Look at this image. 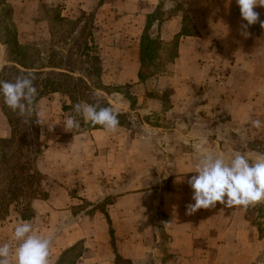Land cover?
<instances>
[{"label": "crops", "instance_id": "crops-1", "mask_svg": "<svg viewBox=\"0 0 264 264\" xmlns=\"http://www.w3.org/2000/svg\"><path fill=\"white\" fill-rule=\"evenodd\" d=\"M40 1L35 0L36 8ZM58 1L63 6L62 17H71L72 10L75 12L76 9L87 11L91 7L98 8L95 20L105 30L98 43L103 62L102 81L130 85L133 96L140 105L133 110L130 102L118 103L114 111L136 112L141 117L151 118L157 114L170 113L172 120H175L176 129L169 134L172 136L171 141L161 143L160 146L162 152L167 151L166 154L162 153L159 157L162 159L155 163H149L165 166L166 171L171 173L169 182L180 183L177 189L167 192L164 204L161 205V210L165 213L161 235H155L153 244L142 243L141 246L139 243H130L132 241H121L113 231L110 213L105 211L103 216L107 223V243L111 245L112 253L103 264H121L118 262L121 259H127L131 263L138 261L140 248L144 251L143 255L153 261L156 254L152 246L157 248L154 245L157 239L160 246L164 247L160 254L168 255L170 260L179 264H251L259 260L264 236L259 235V226L252 225L247 220L246 211L240 207L225 208L218 202L213 209H200L188 216L186 205L194 203L191 199L192 189L187 183L191 176L196 175L194 168L200 155L194 145L206 140L204 147L214 155L222 156L225 162L235 153L245 155L250 162L262 156L252 149L232 145L224 147L214 136L217 138L218 132L224 133L218 127L220 118L226 119L228 129L238 133L240 127L258 117L259 110L264 111V29L259 23L264 21V8H254L259 13V20L245 30L241 25H246L247 21L242 20L235 0H181V8L178 10V0ZM2 2L0 0V9L7 0ZM150 29L154 34L148 33ZM245 31L247 35L244 34ZM145 32L149 38L161 41L165 50L175 44L171 58L163 65L165 73L157 79H149L157 82L146 80L141 83L143 81L138 78L141 65L140 44ZM4 51L5 46L0 42V70L4 65ZM166 89L172 91L168 96L169 102L163 100L162 93ZM43 99L40 98L37 104H41ZM164 102L168 103L166 109L163 107ZM125 135L126 131L120 125L113 133L91 129L72 134L65 131L59 122L51 130L40 128L39 141L43 151L38 158L41 157L42 160L48 152L52 163L48 170L44 168L40 171L37 159V169L44 176H51L56 180L66 176V180L71 181L74 161L67 159L62 162L56 157L61 154L63 147L71 148L74 142L81 141L87 147L89 158L98 151V158L91 159L93 164L98 163L101 168H105L101 170L110 173L107 175L111 178L109 181L114 183L113 186L119 187L118 184L122 183L120 173L125 165L116 153L121 154L122 136ZM9 137V124L3 114V117L0 116V140ZM87 139L88 143H84ZM109 153L115 155L111 158ZM128 165L132 167L134 164L130 162ZM108 168L119 171H108ZM115 195L113 203L109 205L112 214L139 215L137 193ZM71 200L67 190L57 186L46 200H34L31 207L36 215L40 207L49 204L55 207H52L50 213L61 216L69 213V209H62L73 205ZM152 213L154 215L155 212ZM36 218L33 217L32 221ZM9 219L12 222L7 220L0 223V234L2 231L7 235L0 236V245L8 243L15 249L17 242L13 239L14 229L28 220H22L18 216H11ZM151 220L146 225V230L154 229V221L151 223ZM32 221L29 222L35 234L42 236L48 231L52 241L50 248L57 251L51 259L52 264H57L65 250L74 248L77 243V240H71L72 235L58 238L57 230L61 224L50 222L38 225L35 224L36 221ZM117 223L122 224L119 220ZM115 229L118 230L117 227Z\"/></svg>", "mask_w": 264, "mask_h": 264}, {"label": "rangeland", "instance_id": "rangeland-1", "mask_svg": "<svg viewBox=\"0 0 264 264\" xmlns=\"http://www.w3.org/2000/svg\"><path fill=\"white\" fill-rule=\"evenodd\" d=\"M2 1V3H5V0ZM178 3L180 5L182 1L178 0ZM180 8L181 5L180 7L177 6V10ZM62 10L63 6L58 0H41L38 8L35 6V0H7L5 6L0 9V42L2 43L9 40L14 36L13 33L19 31L20 35L18 42L23 46L24 51L28 52L34 49L42 59L40 61H35V58H32L35 64L38 62L47 64L50 61H54V63H59L63 65V67L74 70V76L82 74V69L90 68L91 65L96 67L91 71L92 75L90 76V80L91 85H97L100 89L85 94L84 99H81L80 96L76 94L74 96H77L79 100L71 104L68 96L61 93H51L41 97L44 98L41 104H37L38 101L35 104L36 114H39V119L43 123L39 124L40 128L50 130L49 125L53 127L56 122L64 126L63 122L66 118L75 116L80 123V128L74 129L72 134H78L77 131L84 128L86 124L82 116L74 112V105L77 103L83 102L103 107L104 102H107L108 107H111L113 110L116 104L123 102H130L133 110L139 108L140 105L137 104V99L133 96V90L130 85H117L113 82L102 81L103 62L101 59L102 57L99 55L98 43L105 30L102 25L96 22L98 8L91 7L87 11L76 9L75 12L72 10L71 17L70 15L68 17H62ZM82 14H85L84 18ZM60 18L65 21H61ZM83 25L84 30L81 34L80 27ZM148 33L154 34V31L150 29ZM84 35H86V39L90 36V44L94 46L92 54L89 55L92 59L83 58L79 55V53L82 52L81 48L84 42L80 37H84ZM152 39L155 40L153 37ZM155 41L157 42V40ZM8 46V48L5 47L3 54L4 68L12 67V64L8 62L11 57L9 52L12 51V45L9 44ZM173 51L174 48L172 45L168 46L166 50L165 47L161 45L158 50L157 58L154 59V62L150 63L151 65L148 66V68L144 69L143 76L144 78L146 77V79L141 83L149 79H157L165 73L163 65L171 58ZM51 54H55L54 58H48ZM94 58H98V63L93 61ZM0 75L6 80L7 74L4 70H0ZM151 82L157 81L153 80ZM171 93V90L166 89L162 93L163 100L169 102L168 96ZM52 94L58 95L53 96ZM157 94L158 93H156V95ZM65 106H67L66 109H63ZM163 107L166 109L168 103L164 102ZM115 112L123 115V128L126 131V135L122 136L121 154L116 151L122 164L125 165L122 166V172L120 173L122 176V183L118 184L120 186H113L114 183L111 180L109 181L111 178L107 177L110 173L103 171L105 168L102 167L103 170H101L102 168L98 163L93 164L94 161L91 159L94 157L98 158V151L94 156L89 158L86 150L87 147L82 145L81 141L74 142L71 148L63 147L60 152L61 154L56 157L62 162H65L67 159L74 161L71 181L66 180V176L63 179L56 180L46 175V180L43 183V190L47 192L48 195L57 186H61L63 189L67 190L72 197L71 201L73 205H70L71 208L68 206L66 209L63 208L62 210L69 209V213L62 214L61 216L51 214V209L55 207L49 204L45 207H40L39 212L36 214L37 216L33 208V213H28L31 215L28 221H32L33 217H37L33 220L37 222L35 224L44 225L50 222L61 224L57 230L58 238L63 239V237L68 234V237L72 235L70 237L72 241L77 240L74 248L65 250L57 264H103L105 259L107 260L111 256L112 248L111 245L107 243V223L103 216L105 211L110 213L109 216L111 217L112 226L114 227L113 231L117 233L119 240L132 241L130 243L134 245L139 243V246H141L142 243L153 244V238L156 234L161 235V228H163L165 213L161 210V205L164 204V198L167 196V192L173 191L180 186L179 182H169V174L171 173L166 171L167 168L165 166L160 164H149L150 162L155 163L158 159H162L159 157L162 156V153L166 154L167 152H162L160 146L161 143H165L172 139V136L169 134H172V130L176 129L175 120H172L171 114H157L156 116H152L154 118H151V116L141 117V115L136 112ZM3 114L0 103V116L3 117ZM257 116L256 119L262 121L260 129L252 127L251 122H249L243 127H240L238 133L228 129V123L225 122L226 119L220 118L218 127L224 131V133L220 134L218 132L217 138L214 136L215 140L224 147L232 145L237 148L256 150L261 155H264V111L262 109L259 110ZM86 127L89 128L90 124L89 126L86 125ZM86 131H88V129ZM175 139L174 137V140ZM85 142L88 143V139L85 140L84 143ZM131 144L132 147H135H130ZM225 149L224 151H226ZM109 154L111 158L115 155V153ZM250 154L251 153H249V155ZM39 162L40 167L38 168L40 171L44 168L48 170L52 163L49 153L47 152L42 157V160L41 157L38 158L37 163L39 164ZM130 162L134 164L132 167L128 165ZM113 169L114 168H108L107 170L112 171ZM114 170L117 172L119 171V169ZM125 192L126 194L137 193L139 197L138 203H140L138 204L139 215L112 214L109 205L113 203L116 197L115 193L122 194ZM152 212H155L154 215ZM11 216L20 217L19 211L16 208H12L9 216L4 220H0V223L7 220L12 222V220L9 219ZM246 218L252 225L259 226V235L264 236V203L250 207L246 211ZM151 219L155 223H152ZM117 220L122 224L117 223ZM150 220L155 227L154 229L146 230L145 227ZM161 222L162 224H160ZM115 227H117L118 230H116ZM1 233V237L7 236L6 233L4 234L2 231ZM42 236L49 237L48 231ZM163 240H165V238ZM155 244L157 248L152 246L153 252L156 254V259L153 261L152 259L149 260L147 255L144 256V251L140 248L138 249V261L131 263L127 259H121L118 262L121 264H179L176 261L170 260L168 255L162 256L163 254H160L164 247L160 246L159 239H157V243H154V245ZM261 250L260 252L262 253L261 256H259V260L251 264H264V246ZM55 254H57V251L50 248V264H52L51 259Z\"/></svg>", "mask_w": 264, "mask_h": 264}, {"label": "clouds", "instance_id": "clouds-1", "mask_svg": "<svg viewBox=\"0 0 264 264\" xmlns=\"http://www.w3.org/2000/svg\"><path fill=\"white\" fill-rule=\"evenodd\" d=\"M239 6L242 20L247 21L241 25L245 30L256 24L259 13L256 7L264 8V0H235ZM264 29V21H259ZM247 35V32H244ZM34 73L18 76L15 82L0 81V95L4 103L19 116H32L35 111L37 87L33 81ZM74 112L82 116L85 124L99 125L107 133H113L119 126L118 113L111 107H100L88 103H77ZM27 123L29 121H26ZM36 123L43 124L37 114ZM252 127L260 129L262 121H251ZM64 130L73 132L80 128V123L75 116H69L63 122ZM52 125H49L51 130ZM207 141L194 145L200 153L195 164L196 175L187 180L192 189V201L186 205V215L192 216L200 209H213L217 203L225 208L240 207L247 211L264 202V155L250 162L245 155L235 153L225 162L222 156L214 155L204 147ZM167 223V222H165ZM17 242L15 249L8 243L0 245V264H50L51 238L42 237L34 233L31 222L24 221L18 224L13 233Z\"/></svg>", "mask_w": 264, "mask_h": 264}, {"label": "trees", "instance_id": "trees-1", "mask_svg": "<svg viewBox=\"0 0 264 264\" xmlns=\"http://www.w3.org/2000/svg\"><path fill=\"white\" fill-rule=\"evenodd\" d=\"M82 15L84 18L85 14ZM60 20L65 21L62 18ZM83 30L84 25L80 27L81 34ZM13 35L9 40L2 42L6 48L9 47V44L12 45V51L9 52L11 57L8 60L12 67L2 68V71L4 70L7 74V78L4 80L3 76L0 75V81L15 82L18 76L34 73L36 79L33 83L38 91L36 102L43 95L61 93L68 96L72 104L79 100L74 95L78 94L81 99H84L85 94L100 89L97 85H91V71L96 68L94 65H91L90 68L82 69V74L74 76V70L63 67L59 63H54V61H50L47 64H41L40 62L35 64L32 58H35V61L42 60L39 54L34 49L28 52L24 51L23 46L18 42L19 31L13 33ZM89 37H87L88 39H86V35L80 37L84 40L81 48L82 52L79 53L83 58H90L89 55L92 54L94 49L93 44H90ZM155 40L149 38L146 32L142 36L139 80L143 81L146 79L143 76L144 69L148 68L151 65L150 63L157 58L158 50L162 43L157 38ZM173 48H175V44ZM54 56L55 54H51L48 58H54ZM93 61L98 63V58H94ZM0 103L10 126V137L0 140V220L8 217L12 208H16L19 211L22 220H28L29 216H31L30 214L33 213L31 203L34 200H46L48 197L47 192L43 190V183L46 177L38 171L36 166L37 159L43 148L39 141L40 127L36 123L37 114L35 110L30 117L19 116L17 112H13L6 106L2 95H0ZM106 106L108 107V104L104 102L103 107ZM66 107L63 109H66ZM122 117L123 115L118 114L120 126L124 125ZM26 121L29 122L27 123ZM86 125L89 126V124ZM86 125L77 133L84 132L87 129H103L99 125H90L89 128Z\"/></svg>", "mask_w": 264, "mask_h": 264}]
</instances>
